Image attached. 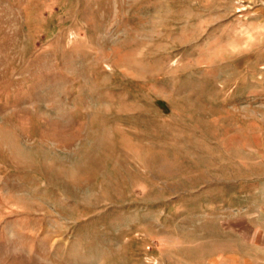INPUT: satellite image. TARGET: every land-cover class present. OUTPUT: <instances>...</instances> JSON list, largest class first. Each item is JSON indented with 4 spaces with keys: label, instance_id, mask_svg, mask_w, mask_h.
I'll list each match as a JSON object with an SVG mask.
<instances>
[{
    "label": "rangeland",
    "instance_id": "1",
    "mask_svg": "<svg viewBox=\"0 0 264 264\" xmlns=\"http://www.w3.org/2000/svg\"><path fill=\"white\" fill-rule=\"evenodd\" d=\"M0 264H264V0H0Z\"/></svg>",
    "mask_w": 264,
    "mask_h": 264
}]
</instances>
